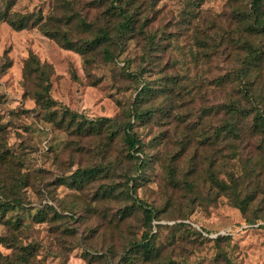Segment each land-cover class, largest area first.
<instances>
[{"label": "rangeland", "instance_id": "374dc122", "mask_svg": "<svg viewBox=\"0 0 264 264\" xmlns=\"http://www.w3.org/2000/svg\"><path fill=\"white\" fill-rule=\"evenodd\" d=\"M119 1L0 0L7 17L31 16L22 29L0 19V262L117 264L150 232L169 264H264V132L251 129L264 115V33L247 39L259 51L257 108L229 83L246 55L237 14L250 0H133L135 30L116 37ZM43 25L72 41L110 26L112 58L65 49ZM31 57L46 82L25 68ZM47 84L49 108L35 99ZM232 101L242 111L229 138ZM63 110L116 124L55 125L49 115ZM128 122L134 149L120 129Z\"/></svg>", "mask_w": 264, "mask_h": 264}, {"label": "trees", "instance_id": "16d2710c", "mask_svg": "<svg viewBox=\"0 0 264 264\" xmlns=\"http://www.w3.org/2000/svg\"><path fill=\"white\" fill-rule=\"evenodd\" d=\"M264 0H250V5L248 10L244 12H239L237 17L240 19V23L244 26V35L242 37V41L240 46H242L246 52L245 58L242 61L243 64L239 67L236 71H233L231 77H229V83L233 82L237 87L242 85V93L243 96L248 95L250 93L249 98L247 97L246 101L250 102L251 107L257 108L259 105L258 98L254 94V83H255V72L252 69L254 67L255 62L259 58V51L251 42L247 39L249 37H253L259 33H264V11L262 9V4ZM136 2V1H135ZM120 5L118 7V18L121 20L117 23L116 27V37L121 35H127L130 32H134V22L135 16L131 12V9L128 6H133V0H120ZM115 10V8H114ZM116 12V10H115ZM14 16V15H13ZM18 17V16H17ZM30 15H22L19 16L17 19H12L7 17L6 13L0 11V19L6 21L11 27L14 29H22L27 26V23L30 21ZM39 20V19H38ZM145 21V20H144ZM143 21V22H144ZM36 22V21H34ZM79 26L81 28H89V23L86 22L84 19H80ZM110 26L101 27L99 29V35L92 40H84L79 39L78 41H72L66 32H62L59 29L49 30L42 26V31L47 34L49 37L56 39L65 49L73 50L80 55H86L91 53L92 51L102 48L103 55L105 58L110 60L112 58L111 52L109 50L110 42L113 40L110 36ZM115 37V38H116ZM8 67V64L6 65ZM25 68H27L29 74H33L36 79L41 80L42 82H46L47 78L44 77V72L40 67L39 63L33 60V57L27 59L25 63ZM40 91H37L35 94V99L37 104L45 103V108H49L51 104V99L48 96V84L43 85ZM148 91L147 88H143L140 93H145ZM240 91V90H239ZM238 101H232L228 105H225L224 114L228 116V119L223 123L222 127L224 129V135L229 138L237 137L240 133V125L238 122V117L241 115V106ZM58 113L53 111L49 116H51V122L55 125L57 124L60 126L61 122L65 121L67 124L66 128L71 124L77 131H86L89 128H93L94 130L98 131L103 126L104 123H114L116 124V118L108 119L102 118L98 119L94 122L80 119V117L75 113H70L67 110H63L62 114L58 121L55 120ZM135 117V116H134ZM87 124V126H86ZM124 134V140L129 148L134 149L138 142L134 138L133 134L131 133V126L129 122L120 128ZM251 129L255 131L264 132V115L260 113L259 110L253 114L252 117V125ZM117 129L113 131L114 134L117 133ZM143 164V161H142ZM77 176L80 180L85 178L89 180L93 177L96 173V170L93 168L84 169L81 171H77ZM173 176L171 175V178ZM211 183L219 188H223L225 183L221 180H218L216 177L211 176ZM242 203H246L244 200H240L237 202L236 206L241 212H244V207ZM144 217L148 225L151 223L152 215L149 209H145ZM41 220V219H40ZM181 227L184 225H180ZM156 237L153 234L148 232L145 236H143L139 241H133L128 245L127 249H124L119 259H121L117 264H127V261L130 259H135L136 256L139 258L141 257V262L147 264H169V260H162L161 259H169L163 258L160 254L161 249L156 246L155 243ZM5 260L10 258L4 257ZM11 259H28L25 255L15 256ZM0 264H11L10 262L3 261Z\"/></svg>", "mask_w": 264, "mask_h": 264}]
</instances>
